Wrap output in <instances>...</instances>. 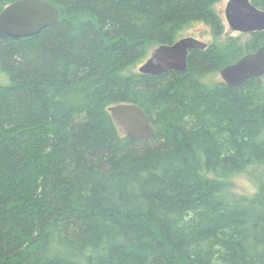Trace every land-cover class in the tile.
<instances>
[{"label":"trees","instance_id":"trees-1","mask_svg":"<svg viewBox=\"0 0 264 264\" xmlns=\"http://www.w3.org/2000/svg\"><path fill=\"white\" fill-rule=\"evenodd\" d=\"M44 1L57 24L0 40V264H264V75L220 78L264 31L151 76L135 69L153 49L221 32V0ZM118 104L154 135H121Z\"/></svg>","mask_w":264,"mask_h":264},{"label":"water","instance_id":"water-1","mask_svg":"<svg viewBox=\"0 0 264 264\" xmlns=\"http://www.w3.org/2000/svg\"><path fill=\"white\" fill-rule=\"evenodd\" d=\"M228 26L235 32L251 34L264 31V11L255 8L251 0H229L224 11ZM59 21L55 7L44 0H17L0 13V40L17 41L39 35ZM206 44L184 37L171 45H161L138 67V73L156 76L168 71H184L188 52L204 50ZM264 75V47L247 54L220 71V77L230 87ZM114 126L131 140L150 138L155 131L144 111L135 104H118L108 108Z\"/></svg>","mask_w":264,"mask_h":264},{"label":"rangeland","instance_id":"rangeland-1","mask_svg":"<svg viewBox=\"0 0 264 264\" xmlns=\"http://www.w3.org/2000/svg\"><path fill=\"white\" fill-rule=\"evenodd\" d=\"M228 1L229 0H221L220 2H216L214 5V10L220 17L223 24V28L219 34H212V30L204 25H199L194 28H190L184 37L195 38L208 46L216 42H221L227 37L238 36L239 34H237V32L233 31L229 26H227L225 20L224 9ZM153 50L150 51V54L153 52ZM135 71H137V68ZM232 183L233 186L231 187V191L239 195L250 196L255 192V186L244 177H237L236 179H233Z\"/></svg>","mask_w":264,"mask_h":264},{"label":"flooded vegetation","instance_id":"flooded-vegetation-1","mask_svg":"<svg viewBox=\"0 0 264 264\" xmlns=\"http://www.w3.org/2000/svg\"><path fill=\"white\" fill-rule=\"evenodd\" d=\"M227 4V3H226ZM51 5V4H50ZM54 7V6H53ZM226 7V6H225ZM58 11V10H57ZM224 11H225V9H224ZM59 13V12H58ZM60 17V16H59ZM221 23H222V21H221ZM227 23V22H226ZM223 25V24H222ZM227 26H228V24H227ZM53 27V26H52ZM237 34H239V33H237ZM246 35H248V34H246ZM32 38V37H31ZM184 38V37H183ZM180 40V39H179ZM18 41V40H17ZM178 41V40H177ZM176 42V41H175ZM175 42H173V43H175ZM173 43H171V44H173ZM171 44H169V45H171ZM189 53V52H188ZM151 55V54H150ZM186 65H187V58H186ZM186 68V67H185ZM185 70V69H184ZM172 71H174V70H172ZM160 75V74H159ZM221 78V77H220ZM222 80V79H221Z\"/></svg>","mask_w":264,"mask_h":264}]
</instances>
